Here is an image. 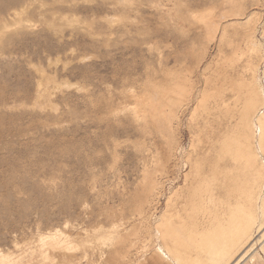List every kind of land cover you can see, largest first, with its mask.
I'll return each mask as SVG.
<instances>
[{
	"label": "rangeland",
	"instance_id": "374dc122",
	"mask_svg": "<svg viewBox=\"0 0 264 264\" xmlns=\"http://www.w3.org/2000/svg\"><path fill=\"white\" fill-rule=\"evenodd\" d=\"M240 1L0 0V264H139L158 247L163 198L143 221L156 158L172 140L176 155L187 148V125H219L224 108L202 112L218 73L233 68L249 80L264 57V0L255 10ZM221 5L242 16L222 24L219 45V29L199 21ZM169 82L166 117L155 86ZM198 93L205 104L194 108ZM167 109L177 112L170 121ZM256 207L255 244L240 264H264Z\"/></svg>",
	"mask_w": 264,
	"mask_h": 264
},
{
	"label": "bare ground",
	"instance_id": "6f19581e",
	"mask_svg": "<svg viewBox=\"0 0 264 264\" xmlns=\"http://www.w3.org/2000/svg\"><path fill=\"white\" fill-rule=\"evenodd\" d=\"M173 1L169 0L171 3ZM245 1H240V9L244 8ZM259 2L260 0H251L253 10L259 6ZM11 9L9 8V10ZM223 10L224 6L221 5L220 11L217 9V12H215H221L218 13L219 15L209 11L207 18L200 20L201 23L198 22L202 26L203 24L212 25V30L219 29V45L227 35L228 25L224 24L222 26V24L230 19L242 16V13L236 15ZM12 11L15 14V10ZM253 15V12L244 15L243 24H247ZM202 26L200 25L199 29ZM260 30H262L261 33L264 32L263 26ZM206 32H208L207 29ZM252 36L248 35L251 38V45L255 40V35ZM214 37L212 35L211 40H214ZM219 45L218 49L220 48ZM194 68L192 67V70L188 69V71L190 70L188 75H192ZM230 69V71L227 69L218 73V77L210 86L208 81L204 82L205 86L213 88L212 92L214 94H209L210 97L214 95L215 99H213L212 105L208 104L207 106L203 103L202 112L209 116L210 110L224 108L223 119H218L219 125H187L193 136L190 138L187 148L180 155H176L175 151L181 144L180 142H173V140L172 143L169 141L170 143L166 145L167 154L165 153V156L160 155L156 158V175L149 176L147 174L149 177L145 178L146 181L143 185V221H147L145 216L149 208L153 206L154 210L158 209L162 198L164 199V207L157 222H155V230L160 239L158 241L160 244L158 247L155 246L156 248L152 251L150 250L151 252L144 256L143 262L139 264H173L172 258H174L175 264H240L244 257L249 256L248 253L254 247L255 243L251 242L252 229L257 217L255 215L256 206L259 207V218L262 221L258 225L257 233L260 232L258 230L261 229L264 221V100L261 96L258 99L264 87V57L259 59L258 65L251 70L250 75H248L249 80L243 81L242 71L240 73L237 69ZM191 77H188V82L191 84L190 90L193 91L194 85L191 83ZM160 83H158L159 86H155L161 87L159 90L156 88L159 92H155L158 93L159 96L157 97H160L159 100L162 104L159 105L161 108L159 112L165 114L166 109L164 110V108H171L172 106L169 100H172L171 98L176 92V86L170 82V85L162 86ZM227 90L230 94L232 93L233 103H229L232 100L229 102L225 100V96L222 97V92L225 93ZM155 92L153 94H156ZM146 94L149 97V94ZM147 99L149 100L146 97V101ZM156 100L158 102V99ZM181 101L178 100L175 104H179ZM184 101V104L187 101L189 106L190 99ZM200 102L201 97L198 93L193 107H202L203 105ZM153 104L154 106L157 105H155L154 99ZM180 105H182V102ZM149 106L145 107L149 108ZM259 106L262 108H259ZM159 112H157V115ZM167 112L170 115L169 121L177 116L176 111L167 109ZM152 114L154 115V113ZM201 119L204 121L203 118ZM137 121H140V118ZM224 121L227 122V125H224ZM164 127L168 131L171 125H164ZM167 187L169 192L166 194ZM154 210L152 213H154ZM149 230L147 229L145 233L148 234ZM258 241H261V244L264 243V232L261 233ZM246 244L247 246H245ZM241 248V254H238L234 259L233 257ZM262 249L264 250V245ZM194 253L196 254L195 257L192 255ZM197 254H199V257H196ZM200 255L203 257H200Z\"/></svg>",
	"mask_w": 264,
	"mask_h": 264
},
{
	"label": "crops",
	"instance_id": "0c3cea01",
	"mask_svg": "<svg viewBox=\"0 0 264 264\" xmlns=\"http://www.w3.org/2000/svg\"><path fill=\"white\" fill-rule=\"evenodd\" d=\"M261 259H262V261L264 260V257L263 256H261Z\"/></svg>",
	"mask_w": 264,
	"mask_h": 264
}]
</instances>
